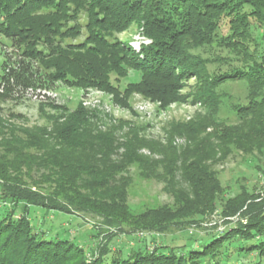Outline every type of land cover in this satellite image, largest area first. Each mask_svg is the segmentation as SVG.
Here are the masks:
<instances>
[{"label": "trees", "instance_id": "trees-1", "mask_svg": "<svg viewBox=\"0 0 264 264\" xmlns=\"http://www.w3.org/2000/svg\"><path fill=\"white\" fill-rule=\"evenodd\" d=\"M138 21L144 22L145 35L152 41L140 55L111 41ZM223 21L230 36L218 45L233 57L221 60L229 68L207 79L198 96L220 113L228 95L225 87L246 84L245 101L231 107L236 125L225 127L221 138L228 139L227 145L219 151L225 156L231 148L250 156L261 154L264 0H0V50H11L0 102L50 90L55 81L118 94L113 77L125 79L131 71L140 73L141 80L124 93L134 91L163 104L177 102L182 82L208 76L205 61L192 55V45L213 44L212 33ZM252 21L261 29V42H255ZM87 116L79 110L66 123L56 122L53 132L26 130L0 146V264H264V205L249 203L248 198L225 211L235 215L249 203L247 224L223 235L152 251L131 249L127 255L122 248L112 252L107 247L92 261L72 240H47L46 232L35 233L28 216L31 208L91 215L111 227L135 225L164 233L172 223L204 217L224 191L201 157L187 159L182 171L196 200L182 194L175 210L135 218L126 203L130 183L124 173L132 164L171 169L178 158L150 164L139 156L138 147L128 144L124 155L114 159L116 139L95 131ZM204 148L194 147L191 153L201 154ZM138 219L151 220V225Z\"/></svg>", "mask_w": 264, "mask_h": 264}, {"label": "rangeland", "instance_id": "rangeland-1", "mask_svg": "<svg viewBox=\"0 0 264 264\" xmlns=\"http://www.w3.org/2000/svg\"><path fill=\"white\" fill-rule=\"evenodd\" d=\"M249 8L245 10L250 13ZM226 22L216 25L218 28L212 33L215 38L213 44L192 45V55L205 61L208 76L182 82L179 89L182 97L177 102L163 104L134 91L124 93L129 85L141 80V74L134 71L129 72L125 79L116 80L113 77L112 82L120 91L116 95L99 88H79L64 81H55L50 90L29 91L16 101L0 102V146H5L7 140L11 141V136H15L13 134L18 137L26 130L48 128V132H53L56 122L66 123L79 110H83L95 131L116 139L117 154L114 159L124 155L128 144L138 147L139 156L150 164L174 156L178 158L171 169H166L164 165L151 168L132 164L124 173L130 183L126 203L135 218L141 214L151 218V211L175 210L177 198L182 194L196 200L197 194L189 185L182 167L183 161L200 157L201 164L208 167L209 173L215 175V180L224 190L217 199L216 207L206 211L204 217L194 216L190 219L193 222L172 223L164 233L140 227L136 229L134 222L135 229L131 225L111 227L91 215H69L42 208H31L28 215L19 208V212L23 210L24 215L30 217L35 233L46 232L47 240H72L85 249L87 261H92L107 247L112 252L122 248L125 255L131 249L152 251L167 244L181 246L223 235L239 225L247 224L249 211L246 206L252 200L264 205V149L263 153L254 156L234 148L226 156L219 151V146H225L228 140L221 138L222 133H226L225 127L236 125L231 107L233 103L245 101L246 84L234 83L225 87L228 95L220 113L213 111V106L198 96V92L205 91L207 79L215 78L229 68L221 60L230 61L232 53L218 45L230 36ZM251 24L252 33L257 37L255 42H261V29L256 22L252 21ZM114 40H118L126 50L139 55L144 46L152 43L145 35L143 21L135 22L125 32L115 35L111 41ZM5 51L0 50V84L6 61L11 56V50ZM194 147H205L204 152L191 153ZM245 198L249 203L235 215L225 212L239 206ZM137 222L151 225V220L143 222L138 219Z\"/></svg>", "mask_w": 264, "mask_h": 264}, {"label": "built area", "instance_id": "built-area-1", "mask_svg": "<svg viewBox=\"0 0 264 264\" xmlns=\"http://www.w3.org/2000/svg\"><path fill=\"white\" fill-rule=\"evenodd\" d=\"M42 92V91H41Z\"/></svg>", "mask_w": 264, "mask_h": 264}]
</instances>
